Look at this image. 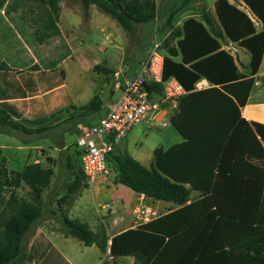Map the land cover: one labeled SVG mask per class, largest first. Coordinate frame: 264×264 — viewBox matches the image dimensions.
<instances>
[{
	"label": "trees",
	"instance_id": "16d2710c",
	"mask_svg": "<svg viewBox=\"0 0 264 264\" xmlns=\"http://www.w3.org/2000/svg\"><path fill=\"white\" fill-rule=\"evenodd\" d=\"M60 1L11 0L6 12L37 5L40 11L32 22L34 37L42 43L60 33ZM240 1L261 23L259 32L249 15L231 0H216L213 14L203 10L199 21L188 18L181 27L173 26V11L164 22L163 30L168 33L161 44L163 76L177 78L187 91L170 118L183 140L165 151L155 149L150 169L116 147L106 157V165L110 156L115 172L114 184L145 198L172 203L175 209L110 239L103 224L92 231L88 224L62 216L66 233L84 246L94 245L102 254L108 251L112 259L133 257V264H264V125L248 122L240 114L264 54V0ZM5 2L0 0V6ZM80 2L85 9L96 6L126 32L156 18L155 0ZM229 42L250 54L248 75L239 71L233 56L222 48ZM7 70L5 64L0 65L1 72ZM51 77L56 80L49 90L63 86V73L53 71ZM203 79L209 86L196 89ZM37 86L38 80L30 78L17 83V90L34 96ZM153 88L160 94V85ZM9 99L0 95V133L50 129L34 127L37 123L24 125ZM102 109L103 102L95 97L78 109L79 116ZM52 176V170L39 163L9 170L0 148V264L32 260L26 253L28 235L43 214L42 192ZM21 186L28 189V199L16 196ZM86 187L79 167L67 185V195ZM192 191L198 193L194 200L189 199ZM67 198L71 197L58 202Z\"/></svg>",
	"mask_w": 264,
	"mask_h": 264
},
{
	"label": "rangeland",
	"instance_id": "374dc122",
	"mask_svg": "<svg viewBox=\"0 0 264 264\" xmlns=\"http://www.w3.org/2000/svg\"><path fill=\"white\" fill-rule=\"evenodd\" d=\"M9 1L0 6V65L5 64L8 69L6 73L0 71V94L13 99L10 103L20 111L24 125L37 123L34 127L50 129L32 134L19 131L0 133V148L6 167L20 170L26 164L35 162L52 170L51 182L42 192L44 210L38 223L51 216L54 228L65 230L61 223L62 213L57 218L48 215V210L56 213L61 197H77L83 204V216L78 220L90 224L95 221L98 223L94 226L97 229L101 225L97 206L110 202L113 197H120L125 208H129L134 194L128 188L114 184L115 172L109 156L107 172L97 183L87 184L86 189L75 195H67V185L80 167V158L76 154L78 149L75 147L79 129L96 122L103 111L81 117L78 109L95 97L103 103L108 102L118 76L132 75L146 56L153 39L167 34L163 28L170 12H174L176 27H180L187 5L185 0H155L156 18L145 24H136L132 32H126L96 6L85 9L80 0H61L57 25L59 35L39 43L34 37L35 24L32 22L40 11L38 6L24 5L7 14L6 4ZM214 1L195 0L192 10L199 13L207 9L213 14ZM231 2L241 9L238 0ZM229 50L232 51L231 48ZM243 55V61L248 65L250 55L247 51H243ZM35 66L36 70H32ZM97 67L108 69L111 73L107 74ZM53 71L63 73V86L49 91L56 80L51 77ZM57 75L60 78L61 74ZM30 78L38 80L37 92L33 96L27 91V99L21 100L22 93L17 90V83L23 84ZM118 95L115 92L114 98ZM178 139L179 135L170 122L165 127H158L142 121L123 138L116 139L115 147L117 151L139 158L150 169L153 166V150L157 147L166 149ZM16 196L28 199L30 193L21 186L16 190ZM49 197H52L50 202ZM155 210L157 214L167 211L166 208ZM129 214L131 216V210ZM131 224L134 225L133 222ZM55 242L71 261L74 257L79 258L80 253H85V258L87 254V264H95L101 258L99 250H95L94 254L90 250L86 252L77 239H70V249L63 248L59 240Z\"/></svg>",
	"mask_w": 264,
	"mask_h": 264
},
{
	"label": "built area",
	"instance_id": "2783aa9c",
	"mask_svg": "<svg viewBox=\"0 0 264 264\" xmlns=\"http://www.w3.org/2000/svg\"><path fill=\"white\" fill-rule=\"evenodd\" d=\"M162 38H154L150 49L131 76H118L114 90L118 92L106 106V111L97 121L81 126L75 140L80 153V169L86 184L94 185L106 174V157L113 150L116 139L123 138L133 126L142 121L165 127L177 111L179 101L187 93L177 78H164V52ZM160 85V94L153 88ZM106 212L110 204L97 206ZM157 216V212L137 204L132 209V218L138 224L146 223ZM99 264H104V260Z\"/></svg>",
	"mask_w": 264,
	"mask_h": 264
},
{
	"label": "crops",
	"instance_id": "0c3cea01",
	"mask_svg": "<svg viewBox=\"0 0 264 264\" xmlns=\"http://www.w3.org/2000/svg\"><path fill=\"white\" fill-rule=\"evenodd\" d=\"M193 1H195V0H192V1L188 0V3L186 4L187 6L184 7L183 13H184L185 19L183 20V22L188 18H194L195 20L199 21L201 12L203 10H207V9H202V10H200L199 13H194L192 10L193 3H194ZM238 2H240V4H241V10L245 11L249 15V17L251 18L256 32H259L262 29L261 23L247 9H245V7L243 6V4L240 0H238ZM175 20H176V18L173 19V26L175 28H177L176 27L177 21L175 22ZM182 23H181V25H182ZM181 25H180V27H181ZM222 48L225 49L226 51H228L230 53V55L233 56L237 66H238L239 71L245 75H248L249 71H250L249 70V63H248V65H246L245 62L243 61L244 60L243 51H246V50L239 47L237 44L230 43V42L227 44H223ZM230 48L232 49V51L229 50ZM237 59H238V61H237ZM176 60H178V58ZM249 62H250V60H249ZM245 67H247V68H245ZM208 86H209L208 82L204 79L200 80L195 85L196 89H204V88H207ZM61 87L51 88L49 91L57 90ZM21 93H22L21 100H26L27 99V97H26L27 92L22 91ZM6 97H8V96H6ZM113 98H114V93L111 94L108 102L103 103L102 114L98 117H102L104 115V113L106 111V106L108 105V103H110L112 101ZM12 100L13 99L10 98L8 100V102H10ZM240 114H241V117L248 122H256V123H260V124L264 125V54H263V57L261 59V63L259 65L257 73L254 75L253 84H252L250 92L248 94L246 103L240 109ZM173 129L175 132H177L174 127H173ZM178 135H179V139L177 140L176 143H179L183 140L179 133H178ZM176 143H174V144H176ZM262 145L264 146V142H262ZM158 148H160V147H157L155 149H158ZM168 148H166V149L160 148V149L165 151ZM18 149H21V147ZM133 158L136 161H138L140 164L145 166L139 158H137L135 156H133ZM152 160H153V156H152ZM115 185H118V184H115ZM115 185H113V186H115ZM187 187H189V186H187ZM133 194H134V200L129 205V208H125L120 197H113V199L110 202H107L110 204V209L108 211L104 212L103 214L100 213V211H98L99 212L98 214H99L100 219H101V224L103 223L104 220L106 221V223H103V224H104V227L106 228V234H107L109 239L115 235H118V234L128 230V229H131V228L136 227L137 225H140V224L136 223L132 218V209L137 204L142 205V207H147L153 211H156L155 209H158V208H166L167 209L166 212H163V213L159 212L157 214V216H155L153 219H155L161 215H164L166 213H169L175 209V205L172 203L165 202L166 204L161 205L160 202H163V201H156V200H153L150 198H145L143 195H140V194H137L134 192H133ZM197 197H198V193L195 191H192L190 193L189 199L194 200ZM51 198L52 197H49V200H48L49 202H50ZM76 198L77 197H71V198H67L65 200V202H60L61 204L57 205L58 211L55 213V215L52 214L53 211H50V210H48V215L50 214V215L56 216L58 218V217H60V213H62V216H66L67 218L72 219V220H74V219L78 220L79 217L83 216V204H82V202H80ZM151 201H152V203H151ZM149 203H151V206L149 205ZM129 210H131V216L129 214ZM53 222L54 221L51 219V216H46V218H44L41 223H37V225L34 226V228L30 231V233L28 235V240H27L26 253L32 258V260L27 261L24 264H87L88 263L87 254H86V258H85L84 257L85 253H80L81 255L79 256V258L74 257V260L71 261V260H69V258L66 257L63 250H61L60 247L57 246L55 240H59V242H60L59 244L63 248L70 249L71 248L70 239L74 238V237L68 235L65 230H60V229H58V227L54 228V226L52 225ZM80 222H83V221L80 220ZM91 222H92V220H91ZM132 222L134 223V225L131 224ZM83 223L88 224L89 228L92 231L97 230V229H95L94 226L98 223H96L95 221H93L92 224H90L88 222H83ZM98 227H99V225H98ZM74 239H76V238H74ZM81 244H82L84 250L86 252H87V250H90L91 254H94L95 250H98L97 247L94 245L87 247V246H84L83 243H81ZM100 254H101V258H99V261L95 262V264H99L103 260H104V264H133V261H134L133 257H130V256L112 259L109 256L108 251L104 254H102V253H100Z\"/></svg>",
	"mask_w": 264,
	"mask_h": 264
}]
</instances>
